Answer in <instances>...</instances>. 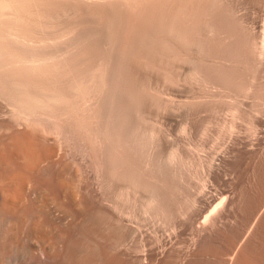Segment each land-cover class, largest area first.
Listing matches in <instances>:
<instances>
[{
	"label": "bare ground",
	"instance_id": "6f19581e",
	"mask_svg": "<svg viewBox=\"0 0 264 264\" xmlns=\"http://www.w3.org/2000/svg\"><path fill=\"white\" fill-rule=\"evenodd\" d=\"M82 1L0 0V18L18 14L0 24V264H107L126 218L183 214L162 88L228 85L222 0Z\"/></svg>",
	"mask_w": 264,
	"mask_h": 264
},
{
	"label": "rangeland",
	"instance_id": "374dc122",
	"mask_svg": "<svg viewBox=\"0 0 264 264\" xmlns=\"http://www.w3.org/2000/svg\"><path fill=\"white\" fill-rule=\"evenodd\" d=\"M220 5L227 43L221 70L228 85L205 89L184 78L167 85L165 108L155 119L164 153L177 147L186 158L179 201L168 206L169 213L173 207L184 212L177 210L175 218L172 212L170 222L138 219V213V220L126 218L122 244L108 241L107 264H232V258L233 264H264V0ZM17 16L12 5L0 24L16 25ZM64 23L45 34L49 42L68 38ZM187 61L181 63L185 74Z\"/></svg>",
	"mask_w": 264,
	"mask_h": 264
}]
</instances>
